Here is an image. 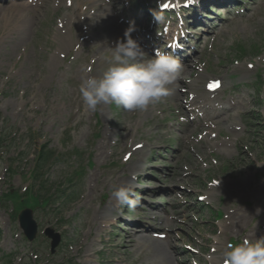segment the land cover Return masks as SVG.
Listing matches in <instances>:
<instances>
[{
  "label": "rangeland",
  "instance_id": "obj_1",
  "mask_svg": "<svg viewBox=\"0 0 264 264\" xmlns=\"http://www.w3.org/2000/svg\"><path fill=\"white\" fill-rule=\"evenodd\" d=\"M47 1H38V9L29 6L30 11L10 5L24 3L20 0L0 2V196L10 191L14 199L5 206L0 203V264H57L64 256L79 264H153L152 252L141 256L125 249L126 235L115 223L88 234L94 212L109 206L117 183L136 186V179L147 185L145 191L154 205H160L159 212L173 218L167 230L172 242L165 243L172 264H216L212 259L222 258L229 240L248 239L251 231L257 239L264 238L259 234L264 228V203L258 197V187L264 185V2L253 14L230 23L220 24L212 17L210 27L219 25L217 37L206 38L205 52L188 68L189 76L185 74L186 84L169 86L180 95L177 101L174 96L161 97L136 112L115 104L99 105L92 112L79 92L82 77L96 70L99 75L107 66L110 54L104 60L101 56L108 48L99 49L104 34L112 35L115 43L124 40L126 29L112 16L116 28L103 31L94 0H85L87 10L78 15L79 21L72 15L79 0ZM95 4L105 7L104 0ZM119 18L124 21L127 15L121 13ZM79 29L84 32L78 35ZM144 33L141 28L131 36L137 39ZM210 80H220L223 89L228 87L226 92L208 94L204 88ZM187 85L200 100L225 95L226 101L232 94V111L212 126L191 129L182 113V104L191 101ZM44 144L57 157L44 177L51 191L68 189L71 181L80 187L78 202L58 218L43 206L33 210L39 228L56 227L70 239V247L58 249L54 257L43 237L27 242L16 219L23 208L35 204L32 197L23 204L17 201L32 185L30 169ZM165 148L174 150L167 159ZM151 163L156 168L148 166ZM73 173H81L80 178ZM232 183L237 188L233 192L228 187ZM161 194L164 197L157 198ZM104 195L108 200L101 203ZM207 196L210 200L203 204L223 213L218 221L193 203ZM237 196L239 201L232 200ZM239 207L250 216L245 214L236 230L225 231L226 210ZM115 209L113 217L118 214ZM65 222L67 231L58 226ZM184 247L190 249L186 254L181 252Z\"/></svg>",
  "mask_w": 264,
  "mask_h": 264
},
{
  "label": "clouds",
  "instance_id": "obj_2",
  "mask_svg": "<svg viewBox=\"0 0 264 264\" xmlns=\"http://www.w3.org/2000/svg\"><path fill=\"white\" fill-rule=\"evenodd\" d=\"M125 30L124 40L108 47L110 57L99 75L82 77L79 92L89 111L115 104L130 112L144 111L170 93V85L181 77L183 65L172 53L154 50L149 55ZM112 195L120 205L134 207L132 190L120 187ZM216 264H264V238L229 243Z\"/></svg>",
  "mask_w": 264,
  "mask_h": 264
},
{
  "label": "bare ground",
  "instance_id": "obj_3",
  "mask_svg": "<svg viewBox=\"0 0 264 264\" xmlns=\"http://www.w3.org/2000/svg\"><path fill=\"white\" fill-rule=\"evenodd\" d=\"M31 1H34V0H31ZM42 1L44 2L47 0H41V2ZM86 1L88 2V0H86ZM86 1L85 0L84 1L79 0L80 5H77V7H78L77 10H74V13L72 14V15L75 14L74 16L76 17L77 21H79L78 15L82 14L83 12H86V10H87V7H85ZM22 2H24V3L17 4V5L11 4V5L18 7L19 9H24V10H28V11H30L32 9L27 5V0H22ZM93 3H94L93 4L94 6H96L97 8L99 7V10H97V11H99V14H97V16H99V19H101V22H103V24L101 25L102 30L109 32V30L111 28H116V23L114 22L113 18L111 19V17L113 14H116L118 12L120 1L112 0L111 4L109 6H105V7H103L100 4H95V0ZM0 8H2V7H0ZM100 8H101V10H100ZM34 9H38V8L36 7ZM87 17H89V16H85V18H87ZM73 25H74V23L71 25V27ZM78 26H79V23H78ZM83 32H84V29L82 31H80V29H79L78 35L80 33L82 34ZM85 35H87L86 31H85ZM110 37H112V35ZM110 37H109V34H106V33L104 34L103 42L101 45V47L104 46L103 49L114 46L113 42H110V40H109ZM109 54H110V52H109ZM109 54L106 53L104 56H102V58H104V57L107 58L109 56ZM89 64L91 65L92 68L95 67V64H94L92 59L90 60ZM96 69H98V66ZM183 70H184V68H183ZM93 74H98L97 70L95 73H89L87 75H93ZM171 94H173V96H174V95H177L178 93H176L174 91H170L169 95H167V96H170ZM205 107H206V105L202 106L201 108L204 110ZM132 168H135V167H132ZM135 169H137V168H135ZM260 186L258 187V189H259L258 195H263V197H264V185H262L261 187ZM112 203H114V202L112 201ZM105 213L108 215L107 218L110 219V217L112 216V213L110 212V210L105 209ZM245 214H247V213H245V212H233L228 219L227 226L230 229H237V226L242 224L243 216ZM145 215H146V219L151 220V221H158L160 225H162V226L164 225L163 220L158 218V216L156 214H154L153 212H151V211L145 212ZM247 215L250 216L249 214H247ZM108 219H106V220H108ZM138 226L142 227V225H138ZM131 230H132L131 233H127L126 250H137L135 252L136 254H138V252L144 253L145 252L144 250L152 252L153 257H155V260H156V261H154L153 264H172L173 263V259H174L173 255L169 251V249L165 247V245H164L165 243L162 244L158 240V238H154L152 236V231L155 230L154 228H150L149 230H146L143 232L141 231V228H136V229L132 228ZM250 233H251L250 234L251 237H255V235H256L255 232L251 231Z\"/></svg>",
  "mask_w": 264,
  "mask_h": 264
},
{
  "label": "water",
  "instance_id": "obj_4",
  "mask_svg": "<svg viewBox=\"0 0 264 264\" xmlns=\"http://www.w3.org/2000/svg\"><path fill=\"white\" fill-rule=\"evenodd\" d=\"M19 223H20V227L24 231L25 236L29 240H33L36 233V225L31 219L30 211H23L21 213V215L19 216ZM47 235L50 236L49 233H47ZM56 242H57L56 240L52 242V248L56 246L57 244Z\"/></svg>",
  "mask_w": 264,
  "mask_h": 264
},
{
  "label": "trees",
  "instance_id": "obj_5",
  "mask_svg": "<svg viewBox=\"0 0 264 264\" xmlns=\"http://www.w3.org/2000/svg\"><path fill=\"white\" fill-rule=\"evenodd\" d=\"M50 157H51V153L46 152L45 150L41 151V153L37 157V163H36L37 172L42 171V169L46 168V166L49 163ZM51 199L52 197H49L48 201H50Z\"/></svg>",
  "mask_w": 264,
  "mask_h": 264
},
{
  "label": "snow or ice",
  "instance_id": "obj_6",
  "mask_svg": "<svg viewBox=\"0 0 264 264\" xmlns=\"http://www.w3.org/2000/svg\"><path fill=\"white\" fill-rule=\"evenodd\" d=\"M215 86H218V84L214 83V84L209 85V87H215ZM138 147H139V145H138ZM125 159H128V156H126Z\"/></svg>",
  "mask_w": 264,
  "mask_h": 264
}]
</instances>
